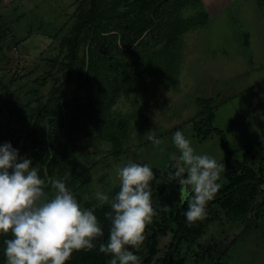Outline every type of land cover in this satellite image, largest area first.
<instances>
[{"label": "rangeland", "instance_id": "374dc122", "mask_svg": "<svg viewBox=\"0 0 264 264\" xmlns=\"http://www.w3.org/2000/svg\"><path fill=\"white\" fill-rule=\"evenodd\" d=\"M116 1L102 0L98 12H115ZM189 1L192 4L193 0ZM218 5L212 10L204 8L209 12L208 20L182 36V46L174 48L177 55L170 62L180 67L178 82L172 81L174 85L162 87L146 99L125 80L126 65L135 69L154 63L164 67L166 59L158 50L166 47L165 42L143 39L131 53L121 51L113 38L95 46L93 74L102 90L101 99L93 104L89 115L77 112L63 122L57 136L60 144L70 149L78 133L104 150L129 149L92 166L85 190L89 199L73 194L82 208H94L100 226L104 215L95 207V193L115 195L120 190L117 169L130 162L149 165L155 175L180 163L181 153L172 142L176 131L191 141L196 154L223 161L225 152L220 137L198 131L205 118L199 97L214 99L217 107L213 125L224 131L234 156L257 171L263 164L264 14L259 8L264 10V4L261 0H228ZM182 10V16L192 17L189 20L199 12L194 8H186L185 13ZM93 13V0H0V144L11 142L22 157L32 160L38 174V158L34 150L26 147L42 135V108L48 97L40 103L38 94L53 88V102H57V97L75 90L84 64L85 21ZM69 16L73 17L68 19ZM65 20L67 25L59 29ZM150 130L162 141L160 145L148 140ZM80 140L84 143L87 139ZM142 141L145 144L139 146ZM70 160L66 157L55 164L52 180H62L73 192V175L65 176ZM218 181L221 186L227 183L224 172ZM152 184L157 185V179ZM45 191L51 195L54 189L49 185ZM158 195L152 188L153 207L158 210L153 218L163 224L171 212L181 210L182 201L174 200L162 207ZM215 210V219L196 243L181 242L174 252V264H264V218L259 220L251 214L232 222L219 205ZM257 224L259 229L255 228ZM176 229V223L170 221L167 233L158 238L153 258H148L147 248L140 264H166ZM147 232L149 237L153 233ZM9 238L11 233L0 235V250ZM209 245L210 255L206 247ZM129 250L135 249L129 246ZM89 252L74 251L65 264H85Z\"/></svg>", "mask_w": 264, "mask_h": 264}, {"label": "trees", "instance_id": "16d2710c", "mask_svg": "<svg viewBox=\"0 0 264 264\" xmlns=\"http://www.w3.org/2000/svg\"><path fill=\"white\" fill-rule=\"evenodd\" d=\"M101 1L93 0L95 13L85 21L87 32L85 44L82 48L84 64L80 70L79 83L71 94L57 97V102H53V98L56 95L53 88H50L46 93L45 91L42 94L37 93L40 97L38 99V102L41 101L40 103L43 101L41 100L42 98L48 97L44 108L40 105V113L43 109L41 118L42 135L38 139L31 140L32 145L27 143L26 146L34 150L38 158L39 175L46 181L48 186L50 185V180H52L55 164L66 157H71L70 166L66 173L70 172L73 175L70 182H76V185L73 187L72 193L78 196H85L87 177L92 166L98 165L108 157L129 151V149L104 150L100 144L94 143L83 133H78L74 136L70 149L67 146H62L57 136L62 129L63 122L77 112L85 116L89 115L90 111H93V104L101 99L102 90L93 74L95 46L113 38L121 51L131 53L141 46L143 39L153 38L157 44L165 42L166 47L158 50L162 57L166 59L164 67H159L155 63L153 64L154 66L152 65L148 68L141 67L136 69L129 68V64L126 65L125 80L136 89L137 94L142 99H146L160 88H169L175 84L172 81L178 80L180 67L175 65L176 63L172 64L170 62L174 61V56L177 55L173 51L174 48L182 46L180 44L182 36L196 30L205 24L204 22L209 18V12L204 10L206 6L203 0H193L192 4L189 3V0H117L114 3L115 12L113 11L111 14L98 12V5ZM262 1L264 2V0ZM186 8H194L196 12L199 9L197 14L199 16L195 13L194 18L191 20L189 19L192 17L182 16V9H184L185 13ZM196 16L197 19L195 18ZM72 17L69 16L68 19ZM67 23L68 21L65 20L59 29H62V27L64 29ZM73 45L74 49L72 51L75 50V44ZM132 67L134 66L132 65ZM198 99L200 104L204 106L203 113L205 114V118L199 124L200 130L198 131H202L205 136L216 134L220 137V145L224 149L225 155L223 161L219 163L225 166L224 175L227 183L221 186L213 200L207 203L206 218L190 225L185 217L187 202L185 199L182 200L179 181L168 179L169 173L176 171V166H171L170 169L165 170L162 174H156L158 184L154 185L152 182L151 184L154 194H159L160 205L165 207L174 200H181L182 205L180 211L171 212L169 218L165 217L163 224L153 218L152 223L146 227V239L143 244L133 251L140 259L147 248L149 249L148 258H153L157 252L156 247L160 234H166L170 228V221H173L176 223L177 229L175 230L174 241L170 245L172 250L165 260L166 264H174V252L178 251L181 242L189 245L196 243L203 236L207 226L215 219V206L218 205L226 211L227 217L232 222L251 214H254L259 220L264 218V157L262 158L263 164H261L258 171L248 166L245 160L235 157L233 150H230L224 131L213 125L217 107L214 104V99L205 97H199ZM82 137L87 139L86 142L82 143L80 140ZM143 144H145L144 141L140 142L139 146ZM90 145L93 147L92 149L89 148ZM79 154L82 157L81 161L79 160ZM99 155L105 156L96 160ZM217 183L220 182L217 181ZM262 194L263 196H261ZM153 208L157 213V208ZM97 210L103 211L102 227L111 212V208L107 205L105 207H97ZM255 228L259 229L260 225H255ZM147 230H152L153 232L150 237L147 236ZM108 232L103 237L104 243L108 241ZM177 242L179 244L178 247H176ZM94 243L96 247L87 254L85 264H111L112 255L106 256L99 250L100 240ZM206 247L210 255L211 247L210 245ZM0 264H6L3 249L0 250Z\"/></svg>", "mask_w": 264, "mask_h": 264}, {"label": "clouds", "instance_id": "9594fccd", "mask_svg": "<svg viewBox=\"0 0 264 264\" xmlns=\"http://www.w3.org/2000/svg\"><path fill=\"white\" fill-rule=\"evenodd\" d=\"M150 133L148 140L160 145L155 131ZM172 142L181 155L168 179L179 181L191 225L206 218V205L221 187L217 181L225 166L206 154H196L181 131L173 134ZM117 176L120 190L115 195L95 193V207L111 208L108 241L100 242L99 250L112 255L111 264H140L129 246L138 249L143 244L146 227L156 215L151 199L156 176L149 165L135 162L118 168ZM50 185L51 195L31 159L22 157L11 142L0 144V235L11 233L3 241L6 264H65L74 251H91L94 241H102L105 232L94 208H82L62 180H50Z\"/></svg>", "mask_w": 264, "mask_h": 264}, {"label": "crops", "instance_id": "0c3cea01", "mask_svg": "<svg viewBox=\"0 0 264 264\" xmlns=\"http://www.w3.org/2000/svg\"><path fill=\"white\" fill-rule=\"evenodd\" d=\"M204 1V4H205V6H206V8L208 7L209 9H214V6L215 7H218L219 8V5H218V3L220 2V4H223V2H224V4L226 3V2H228V0H203ZM262 1V0H261ZM262 3L264 4V2L262 1ZM263 6V5H262ZM264 7V6H263ZM260 9V12L262 13V14H264V10H262L261 8H259ZM192 32V31H191ZM188 33H190V32H188ZM187 33V34H188ZM186 35V34H185ZM248 36V35H247ZM246 41H249V37H247V40ZM216 110V109H215Z\"/></svg>", "mask_w": 264, "mask_h": 264}, {"label": "water", "instance_id": "95a60500", "mask_svg": "<svg viewBox=\"0 0 264 264\" xmlns=\"http://www.w3.org/2000/svg\"><path fill=\"white\" fill-rule=\"evenodd\" d=\"M109 227H110V222H109V216H108L102 226V228L104 229L105 235L108 232Z\"/></svg>", "mask_w": 264, "mask_h": 264}]
</instances>
